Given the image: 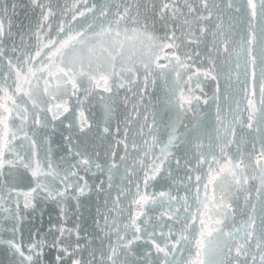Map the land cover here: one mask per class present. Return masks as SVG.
<instances>
[{
    "label": "snow or ice",
    "instance_id": "6c2138e0",
    "mask_svg": "<svg viewBox=\"0 0 264 264\" xmlns=\"http://www.w3.org/2000/svg\"><path fill=\"white\" fill-rule=\"evenodd\" d=\"M0 264H264V0H0Z\"/></svg>",
    "mask_w": 264,
    "mask_h": 264
},
{
    "label": "water",
    "instance_id": "95a60500",
    "mask_svg": "<svg viewBox=\"0 0 264 264\" xmlns=\"http://www.w3.org/2000/svg\"><path fill=\"white\" fill-rule=\"evenodd\" d=\"M92 209V206L90 204H86L84 208L81 210L85 216L88 215V212Z\"/></svg>",
    "mask_w": 264,
    "mask_h": 264
}]
</instances>
